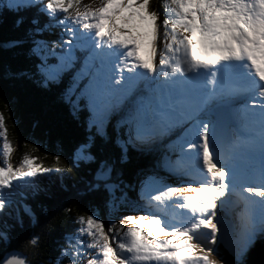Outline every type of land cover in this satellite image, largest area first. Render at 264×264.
I'll return each instance as SVG.
<instances>
[{"label": "snow or ice", "instance_id": "1", "mask_svg": "<svg viewBox=\"0 0 264 264\" xmlns=\"http://www.w3.org/2000/svg\"><path fill=\"white\" fill-rule=\"evenodd\" d=\"M79 4L0 0V15L11 13L24 28L6 47H26L30 62L8 75L60 89L73 118L84 115L87 135L72 163L88 169L79 195L94 207L74 219L55 264L65 257L67 264H215L201 253L224 233L232 236L233 264H245L264 243V0H162L156 9L151 0H102L83 12ZM54 26L61 35L49 41ZM12 151L5 138L0 264H32L11 247L21 210L34 218L17 186L66 170L28 155L14 169ZM133 153L159 155L132 168ZM169 207L179 214L168 215ZM194 238L205 244L199 253Z\"/></svg>", "mask_w": 264, "mask_h": 264}, {"label": "trees", "instance_id": "2", "mask_svg": "<svg viewBox=\"0 0 264 264\" xmlns=\"http://www.w3.org/2000/svg\"><path fill=\"white\" fill-rule=\"evenodd\" d=\"M160 4L162 0H151L153 9ZM0 19V112L7 133L6 137H0V166H3L6 138L13 149L9 162L14 169L20 168L23 156L28 155L44 168L66 170L63 175L59 172L44 174L17 186L18 193L28 195L27 203L33 209L34 218L21 210L23 227L16 225L13 229L11 247L25 253L32 264H55L61 248L68 247L65 235L77 228L74 219L91 214L94 207L92 197L79 195L88 169L81 165L77 170L72 163L73 148L87 135L84 115L81 114L79 120L73 118L69 106L60 97V89H42L31 80L8 75V70L19 71L29 67L30 62L26 58V47H6L8 41L23 37L24 28L15 27L11 13L4 12ZM61 31L54 26L45 33V39L58 41ZM64 39H68L67 36ZM157 155L159 153L144 157L133 153L130 167L142 165ZM32 185L39 193L34 197ZM16 200L17 205L24 202L19 195ZM8 222L15 224L14 218H9ZM34 235L40 238L36 246L30 242ZM256 245L264 247L261 242ZM3 250L0 245V254ZM214 250L226 263L233 264V257L221 244ZM61 264H67V257Z\"/></svg>", "mask_w": 264, "mask_h": 264}, {"label": "rangeland", "instance_id": "3", "mask_svg": "<svg viewBox=\"0 0 264 264\" xmlns=\"http://www.w3.org/2000/svg\"><path fill=\"white\" fill-rule=\"evenodd\" d=\"M101 2H102V0H80V4L78 5V7H79V10L81 12H83L85 10V6H88V7H91V8L94 9L96 7H99L100 4H101ZM70 11H72V10L70 9ZM0 22H2V19H0ZM0 114H1V112H0ZM173 158H175V157H173ZM161 175H163V172H161ZM197 177H199V176L197 175ZM197 179H199V178H197ZM173 183H175L174 178H173ZM170 209H171V207L165 209L164 211L165 212H170ZM235 210H236L235 207H231V208L228 209V211H229V213H230L231 216H233ZM123 214L141 215L142 213H140V212H134V211H131V210H129V211L125 210V212ZM98 215H100V214H98ZM168 215H170V214H168ZM218 215H219V213H218ZM106 216H105V221L107 222V220L110 217L109 216L106 217ZM190 243L195 244V245L198 246L197 247V252L198 253L200 252L201 249H203L205 247V244L202 241V239H196V238H194L193 240L190 241ZM218 244H223L221 242V238L220 237H219V239H217L216 241H214L213 246L211 248H209V251L207 253H201V254L207 255L208 259L210 261L215 262V264H221V261H223V264H228L218 254H216L215 250H213V249H215L217 247ZM257 247L258 246L255 245L250 252H253L255 249H257ZM261 249H262V251H264V247H261ZM249 253H248V255H249ZM263 255H264V252H263ZM246 258L248 259V257H246Z\"/></svg>", "mask_w": 264, "mask_h": 264}, {"label": "water", "instance_id": "4", "mask_svg": "<svg viewBox=\"0 0 264 264\" xmlns=\"http://www.w3.org/2000/svg\"><path fill=\"white\" fill-rule=\"evenodd\" d=\"M221 240L224 244L225 248L229 251L230 246H232V236L228 233L221 234ZM256 250H254L250 255L248 260L245 262V264H264V259L261 257V254H256ZM260 253V252H259ZM231 254V253H230ZM258 256V257H257ZM260 256V257H259ZM229 264V263H228Z\"/></svg>", "mask_w": 264, "mask_h": 264}, {"label": "bare ground", "instance_id": "5", "mask_svg": "<svg viewBox=\"0 0 264 264\" xmlns=\"http://www.w3.org/2000/svg\"><path fill=\"white\" fill-rule=\"evenodd\" d=\"M231 199H234V198H231ZM237 206H238V201H237ZM235 209H236V208H235ZM166 213H168V214H170V215L176 214L175 211H173L172 209H170V212H166ZM230 216H231V215H230ZM219 236H221V234H220ZM257 243H258V242H257ZM255 250L257 251L256 254H258V255L261 254V257L264 259L263 252L261 251L262 249H261V250H258V248H257V249H255ZM259 252H260V253H259ZM251 253H252V252H251ZM251 253H250V254H251ZM250 254H249V255H250ZM252 254H253V253H252ZM249 255H248V258H249ZM257 257H258V256H257ZM259 257H260V256H259ZM246 259H247V258H246ZM247 260H248V259H247ZM247 260H246V261H247ZM246 261H245V262H246Z\"/></svg>", "mask_w": 264, "mask_h": 264}]
</instances>
